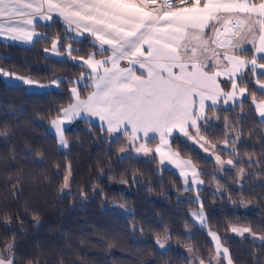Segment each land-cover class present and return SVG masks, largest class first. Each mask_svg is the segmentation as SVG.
Listing matches in <instances>:
<instances>
[{"label": "snow or ice", "instance_id": "6c2138e0", "mask_svg": "<svg viewBox=\"0 0 264 264\" xmlns=\"http://www.w3.org/2000/svg\"><path fill=\"white\" fill-rule=\"evenodd\" d=\"M57 22L63 24L62 37L36 31L37 24L52 27ZM0 38L33 47L42 40H51L45 53L67 57L86 68L76 80L54 76L49 83H41L31 76L0 67V79L41 89L72 85L67 89L71 102L58 106L54 117L51 112L48 114L52 117L49 124L57 143L68 148L67 124L76 120L91 124L95 118L101 130L107 133L106 142H125V147L119 150L123 155L117 157L121 163L147 158V162L158 165L154 174L174 166L183 178V191L196 192L194 202L199 204L200 210L191 212L190 217L201 229H207L211 237L209 243L215 251L214 256L208 257L207 264H220L222 260L233 264L229 249L222 243L229 237L222 238L208 227L204 205L199 199L196 186L204 185L200 177L208 173L197 168L191 159H184L173 144L194 141L209 157H214L217 172L236 170L237 182L243 181L238 189L242 195L244 184L252 177L264 181V159L239 155L236 145L242 143V130L234 128L226 118L224 135L227 138L220 149L211 145L210 151L205 146L210 141L202 135V129L209 130L212 122L219 119L214 116L218 108L229 111L250 102L256 123L261 127L251 139L264 141V98L258 100L256 93L247 88L254 80L264 96V0H0ZM74 43H87L95 51L89 52L86 59L76 57L73 52L82 49L75 48ZM248 53H252L250 58ZM8 59L7 55L0 54V61ZM121 61L126 63L121 66ZM222 85H227V90ZM82 89H91L86 98L81 97ZM10 136V131L0 128V137ZM153 142H158L154 148L149 146ZM218 151L236 159L225 160ZM261 152L264 153V144ZM205 161L208 162L207 157ZM40 163H44L43 159ZM57 168L56 174L61 175L59 166ZM99 175H104L103 169ZM108 178L113 179L111 175ZM131 181L133 184L145 182L136 173L132 174ZM119 182L129 183L128 179ZM20 183L17 180L10 185L16 189L12 193L14 197L22 191L18 189ZM74 183L71 165L67 164L60 193L72 197ZM90 187L93 195L98 194L105 201L109 199L98 184ZM214 187L213 195L221 199L227 196L234 207L247 208L251 203L244 199L232 200L218 184ZM77 196L81 200L88 199L83 188ZM110 207L123 210L129 216L135 215L124 203L112 202ZM3 215L6 218L0 219V224L6 231L14 232L12 217L7 213ZM32 220L39 226L38 213L32 215ZM131 231L135 234L144 229L133 225ZM164 231L163 239L155 238V244L162 250H166V244L172 240V233L166 228ZM227 231L241 237L247 233L246 239L264 247V235H258L250 226L230 224ZM20 232H26L22 222ZM113 246L107 244L108 248ZM187 251L188 264H206L203 257L191 255L194 249L188 247ZM17 259L15 235L11 239L0 238V264H17ZM41 259L43 254H37L35 264ZM59 264H64L62 258Z\"/></svg>", "mask_w": 264, "mask_h": 264}, {"label": "trees", "instance_id": "16d2710c", "mask_svg": "<svg viewBox=\"0 0 264 264\" xmlns=\"http://www.w3.org/2000/svg\"><path fill=\"white\" fill-rule=\"evenodd\" d=\"M62 26L57 22L52 27L40 29L47 36L62 37ZM74 44L82 49L73 52L76 57L85 58L95 51L87 43ZM50 46L51 40L26 47L0 39V54L9 57L0 61V67L31 76L41 83H49L54 76L76 80L86 72L70 59L49 56L44 49ZM8 81L0 79V128L11 132L8 138L0 137V219L6 218L4 213L10 215L15 230L8 232L0 224V238L11 239L15 235L17 264H28L30 260L35 264V257L41 253L43 259L39 264H59L61 258L64 264H81V261L82 264H188L181 247H191L206 263L210 255H215L207 229H201L190 217L191 211L200 210L199 204L194 202L196 192H184L181 178L174 172L168 169L154 174L157 164L147 162L146 158L121 163L117 157L123 155L119 150L125 147L124 141L106 142L107 133L100 125L83 120L66 127L69 148L60 149L55 134L49 129V120L58 106H67L71 102L67 89L72 85L61 84L58 90L30 92L24 85ZM87 90H81V97ZM216 112L220 125L212 123L209 130L202 129L209 141L227 138L224 135L226 118L234 128L242 130V143L236 145L239 155L264 159L261 152L264 141L251 139L261 127L256 123L249 103ZM177 147L184 157L195 162L197 168L208 173L201 175L205 184L199 190V198L204 205L208 227L229 237L222 242L229 249L234 264H264V247L258 242L227 235L230 224L240 223L264 233V227H261L264 226V181L252 177L244 184L242 195L238 189L243 181L237 182L235 171L217 172L214 160L206 162L203 152L190 143H179ZM41 159L44 163H40ZM67 164L71 165L72 180L75 181L72 197L60 193ZM57 166L61 175L56 174ZM100 169L104 170L103 176L99 175ZM133 173L145 182L133 184ZM109 175L113 179H109ZM121 179H128L129 183L122 184ZM17 180L21 182L18 189L22 191L14 197L12 193L16 189L10 185ZM92 184H98L109 199L105 201L100 195H93ZM217 184L231 195L232 200L244 199L251 203L247 208L234 207L227 196L221 199L213 195ZM81 188L88 193L87 200L77 196ZM112 202L124 203L135 215L111 209ZM34 213L39 214V226L32 220ZM21 222L26 229L24 233L20 232ZM133 225L142 226L144 231L133 234ZM165 228L172 233V240L169 241L170 248L162 251L155 244V238L164 237ZM108 243L114 246L108 248Z\"/></svg>", "mask_w": 264, "mask_h": 264}, {"label": "rangeland", "instance_id": "374dc122", "mask_svg": "<svg viewBox=\"0 0 264 264\" xmlns=\"http://www.w3.org/2000/svg\"><path fill=\"white\" fill-rule=\"evenodd\" d=\"M63 27V26H62ZM38 30H40L41 31V29H38ZM64 33V32H63ZM72 41H70L69 43H71ZM73 46L75 47V48H77V45L76 44H73ZM50 48V47H49ZM64 50L63 49H61V52H63ZM251 55H252V53H248V57L250 58L251 57ZM54 58H58V59H65V60H69L67 57H55V56H53ZM87 57H85V59H86ZM97 59H100L101 57H99V56H97L96 57ZM126 62L125 61H121V66H123L124 64H125ZM75 64H77L78 65V63L77 62H75ZM79 66V65H78ZM80 67V66H79ZM86 69V68H85ZM86 71H87V69H86ZM10 84H16V85H24V84H22V83H20V82H18V81H13V80H9L8 81ZM27 89H28V91H30V92H43V91H47V90H51V89H56V90H58L59 88H56V87H51V88H47V89H41V88H37V87H28V86H26V85H24ZM223 87H225V89L227 90V85H222ZM242 87L244 86V85H241ZM247 88L249 89V91L251 92V91H254L255 93H256V96H257V99L259 100V99H261V98H264V96H262V94L260 93V91H259V85H256L255 84V81L254 80H252V81H250L248 84H247ZM38 89V90H37ZM91 91V89H88L87 90V92H86V95L85 96H82V98H86V96H87V94H88V92H90ZM249 104H250V102H249ZM251 105V104H250ZM224 108H227L228 106H223ZM251 107H252V105H251ZM217 110H219V108L217 109ZM214 116H216V117H219V115H218V112H215L214 113ZM212 123H215L216 125H220V123H218V120H214ZM71 124H73V122L71 123ZM71 124L69 125H67L66 127H68V126H71ZM96 124V123H95ZM97 125H100V124H97ZM101 126V125H100ZM49 129L54 133V130L51 128V126H50V124H49ZM190 132H191V134L192 135H196V133L194 132V131H192V130H190ZM55 134V133H54ZM202 135H203V133H202ZM204 137H205V139L207 140V141H209L208 140V138L205 136V135H203ZM226 139V138H225ZM224 139V140H225ZM223 140V141H224ZM222 140H220V141H210V144H206L205 146L206 147H209V150L210 151H212V149H211V145H216V149L218 150V149H220L222 146H223V142ZM241 141H242V139H241ZM201 142H203V141H201ZM156 143H158V142H153V143H151L149 146L150 147H155L156 146ZM191 144L193 147H196L197 149H199V150H201L202 152H203V149H201V148H199V145L198 144H196L194 141H189L188 142V144ZM124 144H125V142H124ZM177 145L178 144H173V148L174 149H176V150H178L179 152H180V154L182 153L179 149H178V147H177ZM238 145V144H237ZM59 147H60V149H64V150H67L68 148H69V146H68V148H62L60 145H59ZM203 154H204V156H205V158L207 157L209 160H211V161H213L214 160V157H209V153H205V152H203ZM217 154H219L223 159H225V160H227V159H229V158H232L231 157V155L230 154H225L224 152H222V151H218L217 152ZM181 156L184 158V159H191V158H187V157H184L182 154H181ZM147 159V158H146ZM232 159H236V157L234 158H232ZM192 160V159H191ZM193 161V160H192ZM216 165V164H215ZM157 167H158V165H157ZM216 167H217V165H216ZM169 170H171L172 172H174L177 176H179V171L177 170V169H175L174 168V166H172V167H169ZM233 171H235L236 172V170H233ZM180 177V176H179ZM181 178V181L183 180V178L182 177H180ZM201 179H203L202 177H200ZM205 184V183H204ZM204 185H197L196 187L200 190V189H202V187H203ZM200 199V198H199ZM111 205V204H110ZM120 211V213H125L123 210H119ZM197 211H199V210H197ZM191 212H196V210H194V211H191ZM195 224L197 225V226H199L198 225V223L197 222H195ZM234 226H237V227H249L248 225H246V224H239V225H234ZM251 227V226H250ZM252 228V227H251ZM253 230V229H252ZM254 232H256L258 235H264V233H260V232H257V231H255V230H253ZM227 235H229V236H231V237H235V238H241V239H246L245 237H248V234L247 233H245V237H241V236H238V235H236L235 233H227ZM221 236V235H220ZM222 238H223V236H221ZM211 238V237H210ZM161 239H163V237H161ZM248 240H250L251 241V239L250 238H248ZM223 243V242H222ZM259 243V242H258ZM158 246V245H157ZM223 246L224 247H226L224 244H223ZM186 247V246H185ZM159 248V247H158ZM170 248V244L168 243V244H166V246H165V249L166 250H168ZM183 247H181V250L186 254V256H187V258L189 257V253H188V251H187V248L188 247H186V248H183ZM180 249V248H179ZM160 250H162V249H160ZM166 250H162V251H166ZM229 253H230V251H229ZM193 257H198L194 252L191 254ZM221 263H224V264H227V262L225 261V260H222L221 262H220V264ZM207 264V263H206ZM233 264H234V262H233Z\"/></svg>", "mask_w": 264, "mask_h": 264}, {"label": "crops", "instance_id": "0c3cea01", "mask_svg": "<svg viewBox=\"0 0 264 264\" xmlns=\"http://www.w3.org/2000/svg\"><path fill=\"white\" fill-rule=\"evenodd\" d=\"M46 23H51V22H46ZM60 24L61 25H63L62 24V22H60ZM40 27H43V26H41L40 24H37L36 25V31L37 32H41L40 30H38V29H40ZM1 40H3V41H5V42H8V43H10V42H12V43H16V44H19L20 46L21 45H23V46H26V47H31L32 45H29V44H24V43H21V42H17V41H9V40H6V39H4V38H0ZM35 39V38H34ZM221 79H223V78H221ZM38 90V89H37ZM77 121V120H76ZM92 123H96V124H100V122L98 121V120H96L95 118H93V120H92ZM71 124V123H70ZM69 124V125H70ZM68 125V124H67ZM101 125V124H100Z\"/></svg>", "mask_w": 264, "mask_h": 264}]
</instances>
